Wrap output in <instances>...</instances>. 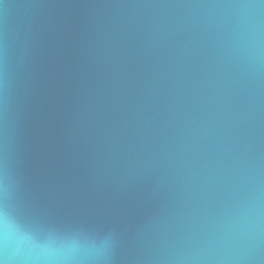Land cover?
Here are the masks:
<instances>
[{"label":"water","instance_id":"water-1","mask_svg":"<svg viewBox=\"0 0 264 264\" xmlns=\"http://www.w3.org/2000/svg\"><path fill=\"white\" fill-rule=\"evenodd\" d=\"M0 264H264V0H0Z\"/></svg>","mask_w":264,"mask_h":264}]
</instances>
